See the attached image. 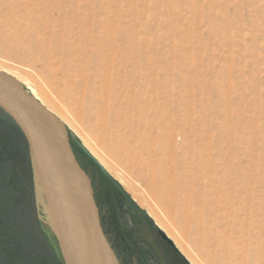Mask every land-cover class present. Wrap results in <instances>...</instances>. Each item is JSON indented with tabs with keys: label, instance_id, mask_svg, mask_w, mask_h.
Returning a JSON list of instances; mask_svg holds the SVG:
<instances>
[{
	"label": "rangeland",
	"instance_id": "1",
	"mask_svg": "<svg viewBox=\"0 0 264 264\" xmlns=\"http://www.w3.org/2000/svg\"><path fill=\"white\" fill-rule=\"evenodd\" d=\"M0 66L64 116L119 264H264V0H0Z\"/></svg>",
	"mask_w": 264,
	"mask_h": 264
},
{
	"label": "water",
	"instance_id": "2",
	"mask_svg": "<svg viewBox=\"0 0 264 264\" xmlns=\"http://www.w3.org/2000/svg\"><path fill=\"white\" fill-rule=\"evenodd\" d=\"M0 109L25 138L37 204L43 205L53 226L63 263L102 264L92 247V227L114 251L102 227L91 179L76 157L66 125L2 71Z\"/></svg>",
	"mask_w": 264,
	"mask_h": 264
},
{
	"label": "trees",
	"instance_id": "3",
	"mask_svg": "<svg viewBox=\"0 0 264 264\" xmlns=\"http://www.w3.org/2000/svg\"><path fill=\"white\" fill-rule=\"evenodd\" d=\"M0 127L13 143L10 151L0 143V155L5 156L0 161V186L5 193L0 198V264H63L36 212L30 162L20 148L25 138L1 109Z\"/></svg>",
	"mask_w": 264,
	"mask_h": 264
},
{
	"label": "bare ground",
	"instance_id": "4",
	"mask_svg": "<svg viewBox=\"0 0 264 264\" xmlns=\"http://www.w3.org/2000/svg\"><path fill=\"white\" fill-rule=\"evenodd\" d=\"M37 1V0H36ZM40 2H41V0H40ZM53 2V1H52ZM39 13V12H38ZM37 13V14H38ZM34 14V13H33ZM41 14V13H40ZM29 17H36L35 15H32L31 14V16L29 15ZM109 38V37H108ZM109 39H111V38H109ZM103 41V40H102ZM101 41V42H102ZM11 42V41H10ZM99 44V43H98ZM69 45V44H68ZM102 45H104L103 43H102ZM111 45V44H110ZM109 45V46H110ZM63 46V45H62ZM64 46H66V45H64ZM105 46H107L106 44H105ZM9 49H10V51L11 52H14V50L18 47V43L16 42V41H14V42H12L11 44H9L8 46H7ZM67 48V47H66ZM65 48V49H66ZM69 48V47H68ZM104 48V47H103ZM107 48H108V46H107ZM106 48V49H107ZM64 49V50H65ZM100 49V48H99ZM67 50V49H66ZM103 49H102V47H101V51H102ZM105 50V49H104ZM103 50V51H104ZM32 51V50H31ZM100 51V50H99ZM102 51V52H103ZM107 51V50H106ZM105 51V52H106ZM65 52V51H64ZM42 54H43V52H42ZM103 54V53H102ZM113 54H115V53H113ZM47 55V54H46ZM40 56V55H39ZM48 57H49V55H47ZM36 58V57H35ZM47 58V57H46ZM50 58V57H49ZM43 59H44V57H43ZM42 59V60H43ZM40 60H41V58H40ZM37 61H38V59H37ZM44 61V60H43ZM51 64H53V63H50V65H48V64H46L45 65V67H46V69L48 70V71H50V72H52L53 73V75L55 76V80L57 81V83L59 82H61L62 81V79H60L59 77H57V75H58V72H63L62 71V68H60V66L59 67H57L56 68V66H54L53 67V65H51ZM105 64V63H104ZM107 64V63H106ZM55 65V64H54ZM109 66H111V65H109ZM107 68V67H106ZM105 68V69H106ZM112 68V67H111ZM111 68H109L110 70H105L106 72V74H112L114 71H112V69ZM115 69V68H114ZM0 71H2V72H5V73H7L8 75H10V76H12V77H14V78H16L20 83H22L27 89H29V91H30V93L39 101V102H41L42 103V105H44L49 111H51L58 119H60L64 124H66V121H65V118H64V116H62L57 110H55L50 104H48V102L47 101H45V100H43L42 98H41V96L39 95V93L36 91V89L35 88H33L30 84H28V82H26V80H24L22 77H20L19 75H17V74H15L14 72H12L11 70H9V69H7V68H4L3 66H0ZM109 75V76H110ZM58 76H60V75H58ZM104 76H106L105 74H104ZM108 76V75H107ZM106 78V77H105ZM109 82V81H108ZM106 83V82H105ZM110 83V82H109ZM109 83H107V84H109ZM111 84V83H110ZM109 84V85H110ZM58 86H59V84H57ZM61 85V84H60ZM107 87H108V85H107ZM106 89V88H105ZM108 89H110L109 87H108ZM106 92V91H105ZM62 93L63 94H69V95H72V96H76L77 97V99L79 100V102L86 108V110H88L89 112H90V110L92 111V109H93V102H94V100H93V95H92V91H90V90H88V89H85L82 93L77 89V86L75 85V84H72V85H67L66 84V81H63V84H62ZM106 95V94H105ZM102 101V100H101ZM105 101H107V100H105ZM106 104V103H105ZM107 106V105H106ZM105 106V107H106ZM106 109V108H105ZM103 110V112L104 113H102V114H106V112L105 111H107L108 112V110H105L104 111V109H102ZM99 114V113H98ZM101 115V114H100ZM106 116V115H105ZM105 116H103L104 118H105ZM100 117V116H99ZM101 118V117H100ZM104 118H101V120H103ZM118 121V120H117ZM168 128V127H167ZM166 130V129H165ZM167 131V130H166ZM154 132V131H153ZM169 132V131H168ZM170 133V132H169ZM169 136V135H168ZM170 137V136H169ZM152 139V138H151ZM156 139V138H155ZM170 139V138H169ZM86 144V143H85ZM87 145V144H86ZM169 145V144H168ZM153 149V148H152ZM92 152H94V151H92ZM154 153V152H153ZM96 155V157H97V159H98V161L100 162V164L106 169V168H108V166H107V164L105 163V161L102 159V157L100 156V155H97V154H95ZM152 157V156H151ZM174 159V158H173ZM147 161V160H146ZM149 162H151L150 161V159L148 160ZM153 162V161H152ZM154 163V162H153ZM151 164V163H150ZM152 165V167H153V164H151ZM169 165V164H168ZM168 165H167V167H168ZM155 166H156V164H155ZM151 167V166H150ZM154 168V167H153ZM150 169V168H149ZM148 169V170H149ZM156 169V168H155ZM171 169H172V167H171ZM155 171V170H154ZM149 172V171H148ZM151 172V171H150ZM152 173H153V171H152ZM141 174V173H140ZM154 175H155V173H153ZM172 174H173V172H172ZM175 174V173H174ZM173 174V175H174ZM138 175V174H137ZM143 175V174H142ZM148 176H150L149 174H147ZM156 176V175H155ZM154 176V177H155ZM172 176V175H171ZM153 177V176H152ZM157 177V176H156ZM150 179H151V176H150ZM162 179V178H161ZM168 179L169 178H167V181H168ZM144 180V179H143ZM153 180V179H152ZM174 180V179H173ZM151 181V180H150ZM154 181V180H153ZM152 181V182H153ZM155 181L157 182V180L155 179ZM155 181L153 182V184L155 183ZM164 181H165V179H164ZM165 182V186L163 187V192H166V194H170V191H171V185H170V183L172 182V181H169V184H168V182ZM173 183H175V182H173ZM172 183V184H173ZM156 184H154L153 185V187L155 186ZM174 185H176V183L174 184ZM178 185V184H177ZM177 185H176V187H177ZM157 187V186H156ZM176 187H175V189H176ZM155 188V187H154ZM174 188V187H173ZM170 189V190H169ZM155 190V189H154ZM177 191H178V189H177ZM150 192H152V191H150ZM158 191L156 190V193H157ZM173 192L175 193V191L173 190ZM153 193H155V191L153 192ZM161 194V193H160ZM176 194V193H175ZM173 195V194H172ZM172 195H171V198L170 199H174V198H172ZM191 195V194H190ZM174 197V196H173ZM169 198V197H168ZM190 198V197H189ZM193 198V197H192ZM197 199V198H196ZM173 201V200H172ZM171 203H173V202H171ZM171 205H173V204H171ZM190 205V204H189ZM161 228H162V225H159ZM170 237H171V235H169ZM92 247H93V250L96 252V254H97V256H98V258L100 259V261L102 262V264H119L118 263V261H117V259H116V257H115V255H114V253H112L103 243H102V241L99 239V237H98V235H97V233H96V231L94 230V228L92 227Z\"/></svg>",
	"mask_w": 264,
	"mask_h": 264
},
{
	"label": "flooded vegetation",
	"instance_id": "5",
	"mask_svg": "<svg viewBox=\"0 0 264 264\" xmlns=\"http://www.w3.org/2000/svg\"><path fill=\"white\" fill-rule=\"evenodd\" d=\"M80 163V162H79ZM81 165V164H80ZM89 176V175H88ZM90 177V176H89ZM91 179V178H90ZM91 183H92V187H93V191H94V197H95V200H96V195H95V190H94V186H93V182H92V179H91Z\"/></svg>",
	"mask_w": 264,
	"mask_h": 264
},
{
	"label": "crops",
	"instance_id": "6",
	"mask_svg": "<svg viewBox=\"0 0 264 264\" xmlns=\"http://www.w3.org/2000/svg\"><path fill=\"white\" fill-rule=\"evenodd\" d=\"M165 256H166V257H165V259H167V260H168V257H167V255H166V254H165ZM170 261H171V260H170Z\"/></svg>",
	"mask_w": 264,
	"mask_h": 264
}]
</instances>
